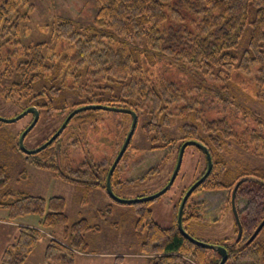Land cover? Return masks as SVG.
<instances>
[{
	"label": "rangeland",
	"instance_id": "obj_1",
	"mask_svg": "<svg viewBox=\"0 0 264 264\" xmlns=\"http://www.w3.org/2000/svg\"><path fill=\"white\" fill-rule=\"evenodd\" d=\"M97 11L95 0H26L18 5V16L11 20L18 31L12 29L6 37H2L4 33L0 31L1 118L14 119L32 107L34 100L39 99L18 97L13 92L19 81L18 72L28 61L25 58L28 51L26 48L43 44L45 56L52 57V62L61 67L54 83L42 79L45 88L54 84V87L61 88V93L56 98L46 96L40 99L41 105L44 100H49L50 106L40 108V120L25 138L28 150H35L48 142L69 114L93 97L98 101L112 100L117 107L123 108H129L133 103L125 97L127 89L131 88L130 81H126L123 86L114 85L110 78L95 77V71L87 70L85 65L67 61L77 51L74 42L66 40L57 31L51 33V29H59L60 21L64 20L58 17L69 18L87 26L94 22ZM53 19H56L54 23ZM240 46L239 56L247 50V40H242ZM235 67L223 71L217 82L209 75L206 77L209 84L228 89L233 99L232 106L225 109L222 100L212 97L202 111L203 119L225 118L228 124L224 125L225 128H232V135L223 145V156L233 177L239 176L243 170L264 169V85L261 89L258 81L260 74L256 67L251 68L249 74L241 73ZM155 69L158 75L162 74L176 82L180 88H190L191 77L178 69H166L162 65ZM38 89L41 90V86ZM191 93L198 99L200 92L197 89ZM181 106L184 105L173 107L170 125L163 133L170 140L169 145L163 142L152 143L147 136L148 132L144 131L151 115L146 112L141 114L134 137L117 168L114 181L120 198L137 200L152 196L169 182L183 144V128L194 123L191 116L179 115ZM33 120L34 116L29 114L15 123L0 121V165L5 167L10 176L6 192L0 195V264L7 248L19 236L18 227L35 228L41 233L36 247L24 264H45L46 248L51 238L67 243H74L77 239L70 232L67 234L66 226L56 223L44 225L45 214L14 213L13 209L3 206L21 195L46 200L61 197L66 204L68 227L85 218L91 226L98 228L85 234L86 243L75 252V264H146L149 255L142 252L145 236L136 232L138 206L123 205L111 200L105 191L103 179H106L127 138L132 117L103 110L84 111L70 121L47 152L27 155L20 149L19 139ZM253 130H256L255 137L252 136ZM56 165L62 169L58 170ZM206 168L204 155L196 147H188L173 187L148 204L156 223L163 228L175 225L173 207L179 203L182 193L204 175ZM97 172L103 175L99 181L94 177ZM96 182L102 184L97 185ZM226 196L225 193L193 195L196 202L203 200L205 205L200 208V219L184 223L185 231L207 244H234V219ZM110 206L112 211L108 210ZM243 206L242 201L240 207ZM258 239L264 240V229Z\"/></svg>",
	"mask_w": 264,
	"mask_h": 264
},
{
	"label": "trees",
	"instance_id": "obj_2",
	"mask_svg": "<svg viewBox=\"0 0 264 264\" xmlns=\"http://www.w3.org/2000/svg\"><path fill=\"white\" fill-rule=\"evenodd\" d=\"M25 1H0V31L4 33L2 37L10 35L12 29L18 31V27L16 28L11 20L18 16V5ZM95 2L98 11L92 24L84 26L72 19L58 17L64 19L60 21L59 29L55 27L51 29V33L57 31L66 40L74 42L77 51L75 56L67 61L85 65L87 70L95 71V77L110 78L114 85L123 86L126 81H130L131 88L127 89L125 97L133 103L124 109L133 110L138 116V123L143 112L151 115L144 131L148 132L147 136L153 144L162 142L166 145L171 144L163 133L170 125L174 106L184 105L180 107L179 115L191 116L194 123L183 128L182 142L194 140L202 143L209 149L213 159L210 176L193 195L225 193L230 206L233 190L242 181L236 192V207L243 228L241 241L237 244L226 242L216 245H222L228 250L226 264H262L264 240L258 239L262 231L253 241H249L264 220V169L243 170L239 176L233 177L223 156V145L232 135V128H225L224 125L228 126L225 118L205 120L202 114L206 102L212 100V97L222 100L225 109L232 106L233 102L227 88H219L208 83L206 79L208 75L217 82L223 71L235 66L245 74H249L251 68L256 67L260 74L259 86L263 88L264 0H95ZM244 39L247 40V50L239 56L240 45ZM43 47H45L43 44H39L26 48L28 51L25 58L28 61L20 68L19 81L13 89L18 97L39 98L32 103V106L39 110L50 106L49 100H44V104L41 105L39 101L42 97L56 98L61 93V88L54 87V84L50 88H45V84L42 83V79L54 83V78L61 72L59 64L52 62V57L45 56ZM158 65L166 69H178L191 77L189 87H195L184 90L176 82L163 77L162 74L158 75L155 69ZM38 86H41V90ZM193 89L200 92L198 99L191 93ZM85 105L117 107L112 100L98 101L94 97L82 106ZM81 113L73 119L78 118ZM253 131L252 136L255 137L256 130ZM152 133L154 136H151ZM49 147L41 154L47 152ZM198 150L204 155L200 149ZM204 157L207 167L206 156ZM44 164L47 165L45 162ZM56 168L62 169L57 165ZM117 168L112 176L113 182L116 179ZM96 174L94 177L99 181L102 174L99 172ZM64 175L67 177V174ZM145 178L146 176L143 177ZM103 179L105 181V178ZM245 179H256L261 183ZM9 181L7 170L0 165V195L6 192ZM185 193H182L179 203L173 207L176 222L170 228H163L153 220V212L148 207L150 202L136 204L139 216L136 232L140 236H145L142 252L149 255L146 264H192V262L219 264L221 257L217 252L193 244L178 229V209ZM193 195L185 206L183 226L184 223L201 218L199 211L205 203L203 200L196 202ZM242 201L243 208L240 207ZM3 206L13 209L14 213L45 214L44 225L61 224L66 226L67 234L70 232L77 238L75 244L51 238L46 248L45 264H75V252L79 251L81 246H85V234L98 230L85 218L68 227L66 204L61 197L46 200L42 197L21 195L12 203ZM108 210L112 211V206ZM233 219L237 238L238 228L234 216ZM18 228L19 236L5 251L1 264H24L36 247L40 231L30 227Z\"/></svg>",
	"mask_w": 264,
	"mask_h": 264
},
{
	"label": "water",
	"instance_id": "obj_3",
	"mask_svg": "<svg viewBox=\"0 0 264 264\" xmlns=\"http://www.w3.org/2000/svg\"><path fill=\"white\" fill-rule=\"evenodd\" d=\"M89 110H104V111L121 113V114H129L133 120L131 128L128 132L127 138L125 139V142H124L116 160L114 161L113 165L111 166V168L108 172V175H107V179H106V187H107L108 195L110 196V198L112 200H114L117 203H120L123 205H136V204L148 203V202H152L154 200H157L158 198H160L161 196L166 194L173 187V185H174V183H175V181H176V179L180 173V170L182 168L183 159H184L186 149L188 147H196L204 153V155L206 156V160H207L206 171H205L204 175L199 180H197L184 194V196L181 200V203L179 205V209H178L177 225H178L179 231L182 233V235L187 240H189L190 242H192L193 244H195L197 246H200L202 248H205L208 250H213V251L217 252L221 257L219 264H226V262L228 261V250L224 246L216 245V244L211 245V244H207V243L198 241L195 238H193L188 232H186L184 229V226H183L184 210H185V206H186L188 200L193 195V193L197 190V188H199L207 180V178L210 176L212 169H213V159H212V156L210 154V151L202 143H200L198 141L190 140V141L184 142L181 145V147L179 149V154H178V158H177V162H176L174 172H173L169 182L167 183V185L161 191H159L158 193H156L152 196L144 197V198L137 199V200H124L113 192V189L111 186V178L113 176L115 169L117 168L120 161L122 160L125 152L127 151L128 147H129V145H130V143L134 137L136 129H137L138 116L133 110L124 109V108H117V107L102 106V105H85V106L79 107L69 114V116L66 118L64 123L58 129V131L50 138V140L48 142H46L43 146H41L35 150H28L25 147V138L34 129V127L37 125V123L40 120V110L37 107H35V106L29 107L20 116L14 118V119H11V120H6V119H3L0 117V121L5 122V123H15V122H18L21 119H23L25 116L32 114L34 116V120L31 123V125L26 130H24V132L20 135L19 147L22 150V152H24L25 154L35 155V154L41 153L42 151L47 149L50 145H52L61 136V134L64 132V130L66 129V127L68 126L70 121L77 114L84 112V111H89ZM245 181H256L258 183H261L260 181H258L256 179H245ZM241 183H242V181L236 185V187L233 190L232 196H231L232 213H233V216L235 218V222H236V225L238 228V234H237V238H236L234 244H237L241 241L242 233H243L242 224H241L240 217L238 214V210L236 207V192H237ZM263 228H264V220L258 226V228L254 232V234H253V236L249 242L253 241L259 235V233L262 231Z\"/></svg>",
	"mask_w": 264,
	"mask_h": 264
},
{
	"label": "flooded vegetation",
	"instance_id": "obj_4",
	"mask_svg": "<svg viewBox=\"0 0 264 264\" xmlns=\"http://www.w3.org/2000/svg\"><path fill=\"white\" fill-rule=\"evenodd\" d=\"M41 110V109H40ZM95 174V176H97V174L96 173H94ZM113 177L111 178V186H112V189H113V192L116 194V195H118V191L115 189V182H113ZM89 184H90V182H89ZM96 184L98 185H101L102 183H100V182H96ZM104 184H105V191L107 192V194H108V191H107V187H106V179H105V182H104ZM192 197V196H191ZM190 197V198H191Z\"/></svg>",
	"mask_w": 264,
	"mask_h": 264
},
{
	"label": "crops",
	"instance_id": "obj_5",
	"mask_svg": "<svg viewBox=\"0 0 264 264\" xmlns=\"http://www.w3.org/2000/svg\"><path fill=\"white\" fill-rule=\"evenodd\" d=\"M230 206H231V203H230ZM232 209V208H231Z\"/></svg>",
	"mask_w": 264,
	"mask_h": 264
}]
</instances>
